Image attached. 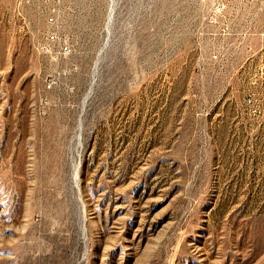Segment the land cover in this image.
Wrapping results in <instances>:
<instances>
[{
    "label": "rangeland",
    "instance_id": "rangeland-1",
    "mask_svg": "<svg viewBox=\"0 0 264 264\" xmlns=\"http://www.w3.org/2000/svg\"><path fill=\"white\" fill-rule=\"evenodd\" d=\"M45 5L0 0V264H264V0Z\"/></svg>",
    "mask_w": 264,
    "mask_h": 264
},
{
    "label": "built area",
    "instance_id": "built-area-1",
    "mask_svg": "<svg viewBox=\"0 0 264 264\" xmlns=\"http://www.w3.org/2000/svg\"><path fill=\"white\" fill-rule=\"evenodd\" d=\"M45 13L50 24L56 23V17L61 13V0H45ZM38 49L53 51L55 57L61 58L66 56L70 51V44L67 40L62 39L57 30L50 28L44 34L42 40L38 41ZM39 114H45L48 108L47 97L41 95L38 99Z\"/></svg>",
    "mask_w": 264,
    "mask_h": 264
},
{
    "label": "bare ground",
    "instance_id": "bare-ground-1",
    "mask_svg": "<svg viewBox=\"0 0 264 264\" xmlns=\"http://www.w3.org/2000/svg\"><path fill=\"white\" fill-rule=\"evenodd\" d=\"M73 175H74V179H76V177H77V166H75L74 167V171H73ZM84 215V214H83ZM83 218H84V216H83ZM83 220H85V219H83ZM83 225V224H82ZM85 228V227H84ZM84 228H81V230L83 229L84 230ZM85 231V230H84ZM83 231V232H84ZM85 235V234H84Z\"/></svg>",
    "mask_w": 264,
    "mask_h": 264
}]
</instances>
